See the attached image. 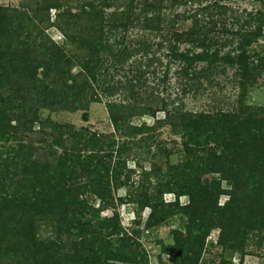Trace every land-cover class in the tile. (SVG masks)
<instances>
[{
    "label": "trees",
    "instance_id": "trees-1",
    "mask_svg": "<svg viewBox=\"0 0 264 264\" xmlns=\"http://www.w3.org/2000/svg\"><path fill=\"white\" fill-rule=\"evenodd\" d=\"M224 1L30 0L0 6V264H148L136 240L141 229L122 226L118 204L124 198L115 192L128 183L129 174L120 178L123 171L132 172L122 157L130 144H149L166 123L181 129L184 159L170 166L174 172L156 194L130 193L128 201L141 211L150 208L149 227L168 219L172 209L184 211L187 230L174 231L167 248L176 263L198 264L214 227L221 229V242L233 241L231 248H245L252 233H264V106L244 102L264 73V0L241 12ZM189 2L198 6L174 12ZM51 9L68 45L40 28ZM183 45L189 47L180 50ZM164 46L168 62L160 83L176 64L182 93H195L222 86L215 76L231 68L227 79L240 88L238 105L171 111L155 79L163 65L157 51ZM103 97L117 135L86 137V128L39 116L40 109H83L86 119L89 104ZM158 110L166 117L155 125L131 123ZM36 124L44 137L39 144L30 135ZM40 150L48 155L38 158ZM206 173L220 176L203 180ZM167 191L176 192L175 201L163 200ZM222 194L229 195L224 204ZM182 195L189 196L187 204L181 205ZM109 208L112 215L103 216ZM45 230L49 234L41 235Z\"/></svg>",
    "mask_w": 264,
    "mask_h": 264
},
{
    "label": "rangeland",
    "instance_id": "rangeland-1",
    "mask_svg": "<svg viewBox=\"0 0 264 264\" xmlns=\"http://www.w3.org/2000/svg\"><path fill=\"white\" fill-rule=\"evenodd\" d=\"M28 1L30 0H0V6L18 7ZM224 3L238 10V12L243 10L250 11L258 8L260 5L256 0H228L224 1ZM192 5L198 6L197 4L189 2L186 7L185 5L176 7L174 12H182L186 8H191ZM56 14V10L51 9L49 22L45 24L41 23L40 28H43L58 44L68 45L64 34L54 25ZM40 16L43 17V14ZM260 41L262 42V40ZM187 47L189 46H180V50ZM228 48L226 47L225 51ZM167 52V46L157 51V55L162 58L163 65L161 67L157 65V69L160 71L158 72V78L155 79L157 84H159L158 93L167 100L169 103L168 108L171 111L174 107L182 106L185 111L197 113L206 110L211 111L214 106L227 109L233 106L234 103L238 105L235 101L240 97V88L233 86L227 79V77L233 76V69L231 68H228L226 75L220 74L215 76L220 84L224 86L222 91L219 88L222 86L219 85L218 87L214 84L211 87H206L207 89L203 87L197 88L195 93L183 94L181 87H179L181 77H178L177 69L179 67L176 64L171 65L166 83H160L159 78L163 76V70L165 71L167 67L168 61L164 55ZM153 79L154 76L151 75L149 78L150 84H153ZM204 82L206 85L207 82ZM106 102L107 99L105 97H103L101 102H91L88 107V116L86 119L82 116L83 109L73 111L65 109H40L39 116L42 119H49L51 122L69 123L76 129L86 128V137H90L92 133H98L100 135L114 133L117 135L118 132L115 130L110 118ZM244 102L251 106H264V73L261 74L258 83L249 88ZM165 117L166 112L158 110L155 117L147 114L135 116L132 118L131 123L137 126L143 123L152 126L155 125L157 119H163ZM35 129L36 131L30 133V135L34 139L35 144H39V141L44 137L42 132H39L41 130L39 129V124L35 125ZM45 130L48 132L51 131V123L47 124ZM153 133L155 137L149 141V144L143 143L141 145L137 144V146L130 144L131 149H128L122 156L126 159L127 168H131L132 172H127V170L123 171L120 178L121 180H125V176L129 174L128 183L115 192L116 197L121 196L124 198V202L118 204L121 224L127 231H131L134 228L141 229V233L136 236V240L146 252L148 264H191V261L188 259L176 263L173 256L167 252L168 246L174 244V231L181 230L185 233L187 230V217L184 211L177 208L172 209L168 219H165L160 224L149 227L144 226V224L145 219L150 213V208L146 207L145 210L141 211L136 203L128 201L130 193L148 192L151 195L156 194L160 186L159 184H166L168 178L173 174L174 171L170 169V166H178L184 159L185 152L182 147L183 138L180 128L174 129L169 123H166L159 125ZM140 136L138 135V138ZM116 139L119 140L120 138L117 136ZM77 144L76 146L81 148L83 142L82 145L80 143ZM115 149H117V146H115ZM155 152H157V155H155ZM167 153L168 155L166 156ZM47 155L45 150H40L37 153L38 158H45ZM114 155L115 161L118 159V156L116 152H114ZM139 166H142V168ZM154 168H156L155 171ZM142 169L147 170L149 174H144ZM219 176L216 173H206L203 176V180H215L219 179ZM222 186L225 189L230 188L225 181L222 182ZM87 197L92 204L99 206L100 200L96 196L88 194ZM175 199V191L163 193V200L165 202H173ZM228 199V194H222L219 202L220 204H224ZM188 202L189 196L182 195L180 197L181 205L187 204ZM112 212V208H109L104 210L102 215L110 216ZM48 234L49 231L45 230L41 235L45 236ZM220 234L221 229L219 227H214L210 230L198 264H264V233H252L246 241L245 248H239V244L233 248L228 247V244H233V241L221 242Z\"/></svg>",
    "mask_w": 264,
    "mask_h": 264
}]
</instances>
